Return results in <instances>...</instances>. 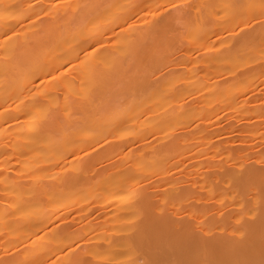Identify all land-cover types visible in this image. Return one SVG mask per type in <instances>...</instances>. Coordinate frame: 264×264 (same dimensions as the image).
Wrapping results in <instances>:
<instances>
[{
    "label": "bare ground",
    "instance_id": "6f19581e",
    "mask_svg": "<svg viewBox=\"0 0 264 264\" xmlns=\"http://www.w3.org/2000/svg\"><path fill=\"white\" fill-rule=\"evenodd\" d=\"M66 1L0 0V176L63 173L0 180V221L37 236L74 193L94 264H262L264 99L248 95L264 85L261 0V30L244 36L228 32L221 0L151 17L170 0ZM153 36L165 43L144 60L136 41ZM217 42L213 57L197 45ZM68 232L52 226L2 264L46 261Z\"/></svg>",
    "mask_w": 264,
    "mask_h": 264
},
{
    "label": "rangeland",
    "instance_id": "374dc122",
    "mask_svg": "<svg viewBox=\"0 0 264 264\" xmlns=\"http://www.w3.org/2000/svg\"><path fill=\"white\" fill-rule=\"evenodd\" d=\"M74 1L75 0H67L65 3H61V5L65 4V6H67V9H72V3ZM205 1H209V0H170L165 5H159V7L154 12L149 13L148 16L151 17L154 15H162L163 13H166L167 15L175 14V13L177 14V12H179V10L173 8L172 7L173 4L182 5V7L180 8L181 9L180 11H182V9L186 8V6L190 3H196L199 6L203 7L206 4ZM249 5H254L252 0H243V1H241V0H221V2H219V3H217V2L214 3V6L216 7V11L218 13L223 14L228 21V32H229V30H230V32L233 30L234 32H236V34H239L240 36H244L245 34H252V33L254 34V32H256L257 30L258 31L261 30V28L258 26L257 22H255L256 20L254 18V15L252 14L253 12L252 13L250 12V9H252V8L248 7ZM182 28H183V25L180 22H176L173 26L174 31H172V33L177 34V33H180L182 30L184 31V29H182ZM220 44H221V42H217L215 44H209V43L198 44L197 43V45H199L200 51H202L203 54H205V57L206 56H210V57L212 56L213 57V52L217 50V47ZM211 50H213V51L211 52ZM183 52H184V49L179 50V53L182 54ZM244 57H245V61L240 67L241 70H243L246 66L249 67L251 65V55L250 56L246 55ZM248 95H251L252 97H256V98H259L260 100H263L264 99V85H263V83L260 85V88H257V89H255L254 86L250 87L248 89ZM231 120H232L231 117L225 114L222 116L220 122H218L217 125H219V126L227 125L228 123H230ZM256 145H258V146H256ZM251 146H253L252 148H254V149H256V148L262 149V147H260L259 143H255V144L253 143ZM248 148L252 149L250 146ZM38 172H40V173H38ZM38 172L36 171L35 174H32L30 172V174H27V175H24L23 177L18 178L17 175L12 171V172H9L10 173L9 175L11 176V178H9L10 177L9 175L6 176V177H8L7 179L4 176H0V180H7V181L11 180L12 182H14V181L15 182H22V181H25V179H26V181L29 180L30 183H34V182H38V181L40 182V180H41V183H42L44 181L50 182L51 177H52V180L53 179L59 180V179H61V176H63V173H60L57 175L54 174L51 176V174L46 175L43 172H41L40 170ZM31 174L34 175L33 176L34 178L32 177ZM65 175L66 174L64 173V176ZM35 177H37V178H35ZM38 178H39V180H38ZM16 180H18V181H16ZM21 193L22 194L20 196H21L22 202H23V200L25 203L29 202V200H28L29 196H30L29 193L25 192L24 189L21 191ZM26 193H27V196H26ZM20 196H19V198H20ZM8 198L9 197H6L7 200H8ZM42 199H44L43 201L47 200L44 196L43 198L40 199L41 200L40 202H42V203H43ZM26 200H27V202H26ZM64 200H66V201H64ZM6 202L7 201L3 202L4 206H5ZM13 202L17 203V198L16 199L14 198ZM27 204H29V203H27ZM57 204H58L57 209L51 211V213L54 212L53 214H55L54 221L47 224L45 227L46 230H45V228L42 229V231L44 230L43 233H41L42 231H40L41 234H38V235L39 236L41 235L40 236L41 238L46 237V240L51 239V237L53 236L52 235V226H59L61 228L68 227V230H69V232L67 233L68 237L65 236L58 243L52 242V246L50 248L49 254L47 255L48 258L46 259V261L38 262L36 264H71L74 262V260L77 258V256L81 253H84V255H85V258H84L82 264H94L95 261H94L92 255L87 252V250H89L90 248H92L95 245V241H93V239H91L92 237L90 235L83 233L82 229L79 230V228L81 226L80 224L86 222V221H82L81 217L78 215L80 212V210H78L80 207L79 206L80 199H78L74 193H71V194L69 193L65 196V198L63 200H61V202H59ZM1 205L3 206V204H1ZM4 221H5V223H4ZM7 221H6V219L3 221H0V264H2V262H4V261H5V263H6V261H8V263H13V262L18 260V259L16 260L17 257L20 258L24 254L31 252L33 250L32 248H34V245H32L31 242L35 241L34 238L38 236V235L37 236H35V235L31 236L37 232L36 231L37 229H32V230H28L30 232H28V231L25 232L23 227L17 228V226H16V228H17L16 229L12 225H10L9 221L8 222ZM6 223L9 226H7ZM70 223L71 224L73 223V224L71 225ZM74 224H76V225H74ZM78 225H80L79 228H78ZM50 227H51V231H49V234H50V232H51V234H50V237H48L49 234L47 231L49 230ZM13 229H15V230H13ZM33 230H35V232ZM29 236L31 237L30 239H32V240L29 239ZM43 239H45V238H43ZM58 246H61V248L57 249ZM55 247H56V250L53 251ZM25 249H27V253H26ZM79 251H80V253H79ZM72 252L74 254H72ZM77 252H78V254H77ZM69 253H71V255ZM68 259L70 261H68Z\"/></svg>",
    "mask_w": 264,
    "mask_h": 264
},
{
    "label": "snow or ice",
    "instance_id": "6c2138e0",
    "mask_svg": "<svg viewBox=\"0 0 264 264\" xmlns=\"http://www.w3.org/2000/svg\"><path fill=\"white\" fill-rule=\"evenodd\" d=\"M173 8L179 10L182 5L173 4ZM250 8H255V5H249ZM260 14L262 17H264V0H261L260 4ZM255 18V17H254ZM164 37H141L138 38L136 41V49L142 54V57L144 60H148L152 57H154L159 49L162 47V45L165 43ZM239 183L245 185V186H252L255 184L256 178L252 175H239L237 178ZM260 183L262 185V188H264V175L260 177ZM144 264H154L152 261H145ZM264 264V262H262Z\"/></svg>",
    "mask_w": 264,
    "mask_h": 264
}]
</instances>
